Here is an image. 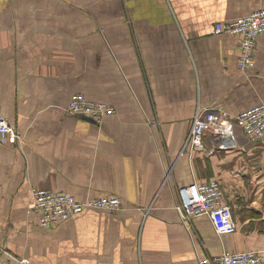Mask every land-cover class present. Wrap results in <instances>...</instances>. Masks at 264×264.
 Returning <instances> with one entry per match:
<instances>
[{"label": "crops", "instance_id": "crops-1", "mask_svg": "<svg viewBox=\"0 0 264 264\" xmlns=\"http://www.w3.org/2000/svg\"><path fill=\"white\" fill-rule=\"evenodd\" d=\"M262 8L264 0H0V108L21 138L0 140L1 260L198 264L197 254L254 249L261 233L245 225L264 223V140L250 143L237 127V148L183 149L198 106L234 117L264 102V34L256 65L240 69L239 38L215 33L217 22ZM75 93L114 114H71ZM212 179L236 234L219 235L206 215L185 225L176 210L179 188ZM34 188L114 195L123 207L42 227L28 210Z\"/></svg>", "mask_w": 264, "mask_h": 264}, {"label": "built area", "instance_id": "built-area-1", "mask_svg": "<svg viewBox=\"0 0 264 264\" xmlns=\"http://www.w3.org/2000/svg\"><path fill=\"white\" fill-rule=\"evenodd\" d=\"M215 33H226L238 37L237 65L240 69L253 68L256 65V44L259 36L264 34V8L233 21L217 22ZM68 111L73 115L100 120L104 116L114 114L115 110L106 103L90 100L82 93H75L71 96ZM148 121L154 125V122ZM237 127L242 130L248 142L256 144L263 141L264 102L234 117L215 108L198 106L183 152L206 151L208 147L224 150L237 148ZM20 139L18 130L10 124L0 108V140L16 144ZM178 193L179 202L176 210L183 224L186 225L193 218L206 215L219 235H232L238 232L239 226L234 219L233 208L226 203L224 190L219 180L195 181L179 188ZM122 207V200L114 195L79 200L70 193L34 188L28 210L39 214L38 220L42 227H49L68 220L86 209L114 212ZM197 255L198 264H264V250L225 251L215 256Z\"/></svg>", "mask_w": 264, "mask_h": 264}, {"label": "rangeland", "instance_id": "rangeland-1", "mask_svg": "<svg viewBox=\"0 0 264 264\" xmlns=\"http://www.w3.org/2000/svg\"><path fill=\"white\" fill-rule=\"evenodd\" d=\"M238 201H243V200L239 199ZM239 225H241V223ZM245 227H248V229H247L248 231L251 230V231H257L258 233H261L262 237H257L255 239L257 246L254 249L264 250V239H263L264 238V223H262L261 221H254L252 223H248L247 225H245ZM9 256L12 258V260H14L16 262L20 261L18 258H16L15 256H13L11 254Z\"/></svg>", "mask_w": 264, "mask_h": 264}, {"label": "water", "instance_id": "water-1", "mask_svg": "<svg viewBox=\"0 0 264 264\" xmlns=\"http://www.w3.org/2000/svg\"><path fill=\"white\" fill-rule=\"evenodd\" d=\"M78 116H79V117L86 118V119H89V118H87L86 116H83V115H78ZM91 120H92V119H91ZM2 254H3V253L0 252V264H23V263H21V262L2 261V260H1V258H2Z\"/></svg>", "mask_w": 264, "mask_h": 264}]
</instances>
